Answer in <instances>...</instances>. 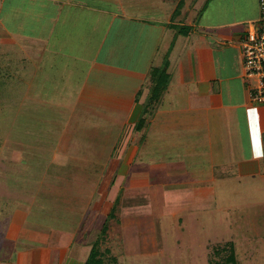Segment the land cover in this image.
<instances>
[{
	"label": "rangeland",
	"instance_id": "1",
	"mask_svg": "<svg viewBox=\"0 0 264 264\" xmlns=\"http://www.w3.org/2000/svg\"><path fill=\"white\" fill-rule=\"evenodd\" d=\"M181 1L188 0H107V20L96 29L111 21L110 12L163 22ZM251 2L190 0L192 19L233 20ZM8 49L0 47V264H38L43 236L64 246L58 241L67 233L75 243L60 264H84L93 248L106 264H234L231 255L236 264H264L263 161L249 175L246 153L230 163L234 157L202 127L194 133L176 128L170 147L159 148L164 132L153 137L151 112L142 117L141 132L138 123L122 128L123 115L110 116L117 121L109 122L112 128L104 116L82 117L77 110L78 117L60 79L64 70L46 69L64 54ZM77 55L64 62L79 63ZM41 58L48 59L42 64ZM158 94V100H151V90L144 94L149 111L167 99V90ZM130 140L138 151L128 163ZM89 200L84 221L72 220L65 204Z\"/></svg>",
	"mask_w": 264,
	"mask_h": 264
},
{
	"label": "crops",
	"instance_id": "2",
	"mask_svg": "<svg viewBox=\"0 0 264 264\" xmlns=\"http://www.w3.org/2000/svg\"><path fill=\"white\" fill-rule=\"evenodd\" d=\"M182 3L186 12L180 18L177 16V20L173 19L178 7L174 6L163 22L131 16L122 7L124 12L120 14L108 13L112 19L99 31L97 24L107 20V0H0V47L46 51L55 58L64 54L46 69L49 72L53 68L64 70L67 76L60 79H66L62 81L66 82V94L75 100L73 112L79 110L82 117L87 113L104 116L108 123L104 125L112 128L111 121L115 124L117 121L110 116L123 115L125 120L121 127L126 129L135 127L151 112L153 137L157 132H164L165 141L161 140L159 148L170 147L168 137L176 128L190 132L205 128L209 137L218 140L220 147L234 157L230 163H234L241 151L246 153L242 155L248 163L247 172L254 176L258 173L259 161L264 163V105H253L250 101L239 41L248 24L260 17L259 0L258 3L252 0L251 6L240 7V11L237 10L240 13L234 15L233 20H211L203 24L194 23L195 18H192L196 12L190 8V0L179 4ZM208 11L207 6L205 13ZM203 14H199L198 19ZM176 27H189L190 32L178 34ZM96 31L99 32L97 39ZM71 52L78 54L74 59L79 63L64 62L72 59ZM229 54H235L233 59H229ZM47 59L41 58L39 62ZM166 59L171 76L167 99L149 111L143 103L144 94L152 86L150 73ZM44 67L39 68L42 75ZM176 108L182 110L177 112ZM75 129L80 127L76 125ZM131 144L132 140L125 147L128 163L138 151ZM88 202L82 206L80 202L78 206L72 203L76 207L65 204L74 214L72 220L84 221L83 212L91 201ZM91 206L93 203L89 209ZM67 234L58 241L64 246L51 244V237L43 236L46 245L39 249L38 264H60L69 255L75 237ZM22 235L39 241L37 235L28 234L27 230H23ZM56 252L54 263L52 258Z\"/></svg>",
	"mask_w": 264,
	"mask_h": 264
},
{
	"label": "built area",
	"instance_id": "3",
	"mask_svg": "<svg viewBox=\"0 0 264 264\" xmlns=\"http://www.w3.org/2000/svg\"><path fill=\"white\" fill-rule=\"evenodd\" d=\"M239 44L250 101L264 105V0H260L259 19L248 24Z\"/></svg>",
	"mask_w": 264,
	"mask_h": 264
},
{
	"label": "trees",
	"instance_id": "4",
	"mask_svg": "<svg viewBox=\"0 0 264 264\" xmlns=\"http://www.w3.org/2000/svg\"><path fill=\"white\" fill-rule=\"evenodd\" d=\"M182 7H183V3L178 5V7H177V9L173 15V19H176V17L180 15ZM189 32H190L189 27H182V28L178 29V34H187ZM168 69H169V61L167 59L164 61L163 65L161 67L152 69V71L150 73V81L152 84L150 90L154 96H152L151 100L152 99L158 100L159 99L157 97V95H159L158 93H160L161 91L167 90L169 83H170V79H171V76L168 73ZM142 123H143V121H141V120L138 123L139 124L138 127L140 126V129L143 126ZM107 252H109V250H107ZM103 255L104 254L102 252H100L99 250H96V248H93V251H91V254H90L89 259L87 260L86 264H106ZM228 260H229V262L231 261L232 263L236 264V261H235L233 255H231V257Z\"/></svg>",
	"mask_w": 264,
	"mask_h": 264
}]
</instances>
